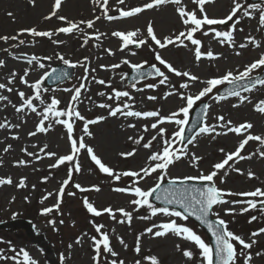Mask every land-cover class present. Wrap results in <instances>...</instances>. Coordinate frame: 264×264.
<instances>
[{"label": "rangeland", "instance_id": "obj_1", "mask_svg": "<svg viewBox=\"0 0 264 264\" xmlns=\"http://www.w3.org/2000/svg\"><path fill=\"white\" fill-rule=\"evenodd\" d=\"M0 1H3L0 3V36L16 35L18 30L22 28L35 27L40 31L47 30L55 32L56 27L67 26L65 21H61L56 17L48 20L44 19V17L48 16L52 10L51 0H35L34 5L23 0ZM76 1L77 0H65L61 9L58 10V15L65 16L68 20L73 22L92 19L94 17V11L90 5H92L93 1L80 0L82 3L79 2L78 5L73 4ZM241 2H245V0H241ZM12 3L16 6L12 5ZM231 6L232 0H215L211 6H207V9L212 15L223 18L229 13ZM192 10H194V8H192ZM8 13H11L12 15L9 16ZM238 15H242V13ZM174 16L177 20V15ZM244 20L246 23L249 22L251 24L250 26L248 25V28L251 29V34L255 35V38L257 39L256 41L261 45L255 49L256 52H262V50H264V29L258 30V13L255 18H244ZM101 22L103 21H96L93 29H87L86 25H81V28H83L89 35L95 32L104 34L101 36L100 40H96L93 36L87 44L84 43L83 33H60L53 35L51 39L44 37L43 40V37H32L25 33L22 37L26 38L27 42L25 41V44L20 45L19 47H13V45L17 44V41L10 40L7 43L0 41V59L6 61V66L0 67V83H7V78L11 74V71L17 70L19 65H22L20 64V60L9 59L7 55L10 54V51L16 53L18 56L22 51L31 54L38 52L37 54H40L44 50H49V52H52L53 54L59 53L63 56H68L74 62L80 61L90 69L94 68L95 72L90 71L89 75L94 77L95 80H104L106 82V84L100 85V89L102 90L105 88V85H108L107 83H110L112 72L110 71L109 66L114 63V60H117L113 59V55L116 57V55L120 53V55L117 56L118 58L125 55L129 56L125 51H120L119 42H116L117 39L111 35L109 29L120 27L119 31H122L123 28H128L130 26L128 23H121L114 26L108 24L105 27V25H100ZM231 23L229 28L227 26L222 28V30H229ZM178 24H180V20L178 21ZM254 24L256 25L255 27ZM242 26L243 22L238 24L235 33H237ZM166 30L167 29H164L161 33ZM246 34L247 33L244 32L241 35L245 36ZM53 40L63 41V43L54 44L52 42ZM29 43L33 44L27 46ZM235 43H239L240 45L242 42L241 40H236ZM215 44L216 51L226 50L227 52V50H229L228 47L222 48V46H225L226 44H220L217 40L215 41ZM5 49L8 51L5 52ZM109 49L111 50V54L108 51ZM186 50L187 48L179 50V52H183L176 53V55L174 54L172 56L173 58L169 56L170 60L181 68L182 71L187 69L193 74L198 75L199 73V75H201V69H194L193 66L186 67L187 63H194L190 52L189 54H186L185 58L184 52ZM234 51H239V48L235 47ZM231 56L232 58L230 60H223V57L220 59L219 64H217L221 68L220 72L228 71V69L239 70V66L247 64L250 60L249 54H246L245 52L240 55L231 54ZM85 57L88 58L87 61L84 60ZM101 65L106 67H101ZM76 72L77 76L75 78V83H78L81 73H85L84 67L77 66ZM18 73L19 71L17 72L15 81L19 76ZM206 76L207 73L205 72L200 79L202 80ZM170 78L174 84L183 83L186 80L184 77L177 76H170ZM89 81H91V79H89L88 82ZM195 85L196 88H198L201 83H196ZM0 92H2V90H0ZM111 94L112 93H109V95ZM103 98H105V95L102 99ZM42 99L44 100L45 97L43 96ZM126 100L127 99H124V101ZM38 101L39 100H36V102ZM158 102L160 103L161 101L155 103ZM103 103L115 106V103H109L106 98L103 100ZM168 103L169 100H167L166 105L164 106L166 110H159L162 115H167L169 110L172 111L178 107L176 101L174 103ZM229 105H232V102H230L229 99L224 102L221 101L220 103L214 104V101L211 103L206 121L208 124L217 125V132L225 131V129L220 126L221 122L216 119L218 116L222 115L224 116L225 121L231 120L233 124L237 125L242 123L241 121L243 120H251L250 114H242L239 112L240 109H232ZM139 110L144 111L143 108H139ZM7 111H9V113L3 115L1 119H3V121L7 120L9 123L11 122V124H13L9 114L14 112V110ZM100 111L101 110H98L95 115L99 116L103 114L102 112L100 113ZM107 112L108 109H105V114H107ZM250 113L253 114L251 111ZM16 119L18 120L17 124H19L20 127L18 129L4 128L7 142L0 144V153L3 158V163L6 166L5 171L0 173V177L11 176L14 181L13 185L0 186V223H3V227H0V249H3V252L1 253L2 256L9 253L13 256L14 253L11 251V248L14 246L17 250L24 248L29 253H32L34 257L33 259L38 261V264H93L92 257L94 255V250L92 248L91 237L94 235L98 236L93 226L95 223L103 224L105 226L102 231L109 232L112 246L119 254V259H123L125 264H135V261L138 259L142 260V264H149V262L143 260L142 257L150 255L158 256L161 264H201L202 258L199 255V250L193 247L190 242H187L174 234H168L166 237L162 238H156L147 233L140 236V234L144 233V230L147 227H150L151 224L167 222L169 219H176L177 223L186 224L187 226L192 227L193 230L197 228L195 224L193 225L190 222L182 221L179 218H169L163 215H157L148 220L139 219L138 217L141 216H150L149 210L141 208L134 211L133 206L129 204V201L134 197L130 194L118 193L113 190L116 187L130 186L132 180L128 177H122L120 181H115L107 174L103 175L102 172L96 168L95 164L92 163L86 150H82L79 155L81 171L77 173L74 168L72 170V178L69 185L65 188V194L62 197L60 210L58 212L54 210L47 216L40 214L44 207H51L56 204L58 189L61 187L62 182L65 179H68L69 168H71L72 165L66 164L55 169L50 168L49 165L55 163V158H50L44 156L43 153H39V148L44 144H47L48 149H46V151H53L58 155L68 154L70 148L66 128L63 125L57 124V126H54L55 130L51 128L48 131V133L52 132L51 135L44 136L45 134L38 133L37 135L41 136L36 138L37 135L34 137L28 135L29 132L35 130V119L30 122L31 124H28L26 118L22 119L16 117ZM28 119L30 120V118ZM121 119L124 121V117L118 115L117 117H108L102 122L91 125V127H89V131L92 133L91 136L84 135L83 130H80L79 132L80 127L75 125V134L78 136L74 137L78 138L84 136L85 143L94 149L102 162L112 167L115 171L122 172L126 170H139V168L145 166L150 152L142 146L134 144L133 141L128 139V137L133 136L135 138L143 135L145 140L142 141V143L146 142L151 136L155 135L156 132L155 130H150L145 133L143 131V126L146 124L150 125L153 123V120L151 118H135L132 120V123L131 120L126 119V125L120 128ZM263 121L264 120L249 121L254 125L251 130L253 134H264ZM78 123L79 122H76V124ZM130 124H135L136 127L131 128L129 127ZM176 130L177 128H168L166 135L171 136ZM16 134L19 135L20 140L12 138ZM240 139H242V137L232 133L227 135H216V133H214L211 136H201V138H197L196 141L188 146V150L190 153H195L203 159L199 162H190V157L182 158L175 165L170 167V176L198 175L201 171L206 174L212 170V166L215 163L221 162L224 159L225 153L235 150ZM13 141L17 142L14 143ZM9 144L12 145V148L7 153L3 152V149ZM33 145H36V147H33ZM24 147H27L28 151L39 153L43 158L41 160H34L28 157L22 152V148ZM160 147V141L157 140L153 142L152 151H156ZM134 148L137 149V154L133 157L125 158L119 155L121 152H128ZM222 148L225 150L224 152L220 151ZM260 148H262V146L259 142L250 141L249 144L245 146V150H242V154L247 156L256 152L257 149ZM20 159L26 161L31 160V163L28 165H17L15 162ZM229 164L231 167L226 166L225 170H222L218 174L215 181L217 185L237 193L250 191L255 187H264V159L260 158L258 155L253 156L251 160L246 159L235 163L230 161ZM235 168H240L245 174L241 175L237 173L234 170ZM249 169L255 173V178L249 179L247 177L246 172ZM224 171H227L228 175L225 176ZM155 175L156 174H153L152 179H146L145 181L140 182L139 186L143 187L145 190L152 187L155 183ZM21 177L27 178L26 188H17L15 186ZM44 177H48V179L44 180ZM220 177H223V183H221ZM76 183H79L85 189H91L93 185H96L100 188V191L88 190L81 192L74 187ZM33 185H35V187H33ZM68 192H74L75 195H67ZM48 193H53V195L49 196L46 200H43L42 203V199ZM13 197H15L14 200L12 199ZM25 197H27V200ZM231 197L236 200L239 198V196ZM85 198L93 203L98 209L112 206L114 209L124 207L128 211H132L133 220L131 224L117 223L112 220L108 214L94 217L84 206L83 201ZM234 207L240 208L239 205H234ZM215 210L216 212H224V210H220L219 208ZM14 213L16 214L15 218L13 217ZM253 215L257 216V220L249 222L250 217ZM229 218V229L236 234L242 235L246 240L250 238V234L253 231L264 227V210H261L259 207L255 210H250L247 213L231 215ZM117 219H120L119 215H117ZM49 220L56 221L55 229H53L48 223ZM61 220L63 221L62 224L60 223ZM27 226L30 229H28ZM34 232L39 235L37 238H31V233ZM197 234L201 235V233ZM137 236H140V254L135 252ZM117 237H122L128 247L124 248V246L119 243ZM77 239H80L79 244L76 243ZM255 239L257 240V244L254 245L251 250L246 251H251L253 254L252 264H264V256H255L257 251L264 252V234ZM8 242H11V244ZM69 244L72 245L71 249L68 247ZM177 245L180 246L179 249L177 248ZM184 249H192L194 251V258L192 260H188L182 255V250ZM61 254L66 258L63 262L61 261ZM108 259H112V257L109 256ZM239 261L238 264H242V262ZM0 264L15 263L13 260L9 261L5 259L0 260Z\"/></svg>", "mask_w": 264, "mask_h": 264}, {"label": "snow or ice", "instance_id": "obj_2", "mask_svg": "<svg viewBox=\"0 0 264 264\" xmlns=\"http://www.w3.org/2000/svg\"><path fill=\"white\" fill-rule=\"evenodd\" d=\"M33 5L35 4V0H29ZM94 3L98 4L102 9L101 15L103 18L108 21H113L120 18L134 17L140 13H143L145 10L159 8L165 4H173L177 5L176 11L179 14V18L182 24L185 26L183 31H180L178 34L174 36H164L162 39L157 37V34L154 30L153 24L150 21L147 25V36L141 37V33L139 29L134 31H113L111 35L113 37H117L121 40V50L128 49L129 46L135 45L137 48L141 46L152 47L149 44V39L154 42L159 49H165L168 46L180 47L183 46L185 48L188 47V44L185 41L190 42L192 46H194V57L196 61H200L202 58H208L210 60H214L217 58V54H215L210 48L207 50L203 49L202 40L197 38V34H201L205 37L212 34L213 39L217 40L220 44H228L229 46H234V32L237 30V25L241 22L243 18H255L258 13V25L260 29H264V4L257 3H246L241 2V0H232V6L230 8L229 13L223 18H213L210 17L206 11L205 5L208 3H214L215 0H192V2L197 6L194 10H188L186 6L182 4V0H146L142 4V6L131 7L129 10H124L123 8L118 9L119 16L109 15V0H93ZM125 0H118V4L123 5ZM62 7V0H54V4L52 6V10L48 16H45L44 19L48 20L53 17L58 18L61 21H65L66 27H59L53 31H40L35 27L31 28H22L19 29L16 35L0 36V41H4L7 43L8 41H17V44L13 45V47H19L20 45H24L25 41L20 39L19 37L25 33L29 34L32 37H47L50 38L53 35L64 33V34H73V33H83L84 43L87 44L90 39L94 38L96 40H100L103 33L95 32L89 35L87 32L81 28V25H86L87 29H93L96 21L101 19V15L95 16L94 19H89L87 21H78L73 22L68 20L67 17L58 15V10ZM242 15H238L241 14ZM11 16V13H8ZM231 23V27L227 31L217 30V26L225 25L227 26ZM242 31V29H241ZM248 41L256 47H260V43L255 40L254 37H247ZM54 44H62L63 41L53 40ZM241 49L247 47L246 44L241 43L239 45ZM5 51H8L5 49ZM111 54V50H108ZM239 55V53H237ZM131 55H136L135 52H131ZM14 59H23L26 63L31 67L35 65L36 67L43 69L45 65L41 63V58L32 55L28 57L26 54L21 56H14ZM56 58L61 60L65 65H68L71 68H76L77 66L84 67L85 75L82 80L88 79L89 72H95V69H90L85 64H82L80 61L75 63L71 62L68 59H65L63 55L57 54ZM46 60H51V56L44 57ZM85 61L88 60L87 57L84 58ZM155 60L159 62V65H162L166 71L161 70V67H158L157 64L153 63L150 65L149 70L146 72L143 70L144 65L147 64V61H143L141 63H132L128 59H124L121 63L129 65L135 72V76L133 77V81L136 80H146L149 77H158L157 83H146L144 84V88L155 89L159 85H166L170 83V76L167 73L174 74L177 77H185L187 78L185 82L180 83L178 88L174 87V92L169 91L165 93V98L171 96L173 94L178 95L183 101L184 104L175 111H172L168 115H162L159 110L153 111H137L134 109V97L127 90H117L115 88L112 89V94L108 96L109 100H115V106L107 103H101L98 105L100 108L108 109L107 117L104 115L96 116L95 119H86L84 115L81 114L80 111L77 110L76 103L79 102L82 95V89L86 90L87 85L83 82L79 84L78 87H74L73 89H65V91H72L73 95L71 96V101L69 104L60 109L58 106L61 101L55 97L51 99V102L47 104L43 111L38 112L37 107L34 104V100H39L41 105H44V100L41 98L42 93L48 91L46 88H42V83L46 77H53L57 80L67 77L68 72H61L59 75L56 74V69H53L51 72H45L43 76H41L34 83L29 84V81L26 77L29 75V68L24 70L22 76L19 77L20 82L30 87L34 95L26 96L24 91H18V96L21 101L19 106L13 105L15 111L17 113H24L25 110H30L32 113L41 117L39 122L36 125L34 131L29 132V136H36L37 133H47L52 127L53 124H60L66 128L67 138L69 140V148L70 151L65 155H58L53 151H46L48 149V145L44 144L39 148V153H43L44 156L55 158V163L49 165L50 168H58L61 165L71 164L72 167L69 168L68 179H65L61 187L58 189L57 193V202L55 205L51 207H44L41 210L42 215H49L54 210L59 211L60 205L62 203V197L65 194V188L69 185V182L72 178V170L74 168L75 172L79 173L81 171V167L79 164V155L82 150H86L91 160L98 166L99 171L107 174L110 178L115 181H120L122 177H128L132 180L130 186L126 187H116L113 190L118 193L130 194L134 198L129 201V204L133 206V210L137 211L141 208H146L150 212V216H141L139 219L148 220L151 217H155L157 215H163L165 217H175L179 218L182 221H186L189 216H194L196 220L200 221L201 224L207 227V230L211 233V236L214 239V245L207 243L201 235L197 234L196 231L193 230L192 227L187 226L183 223H177L176 219H169L167 222H162L159 224L153 223L150 227H147L144 230V233H141L140 236H143L145 233L151 234L153 237L162 238L166 237L169 233L174 234L177 237L182 238L190 242L195 246L196 249H199V255L202 258L201 264H238L239 258L243 257L242 264H252L253 262V254L251 250L254 245L257 244L256 237L264 234V227L259 228L256 231H253L250 234V238L248 240L245 239L242 235L236 234L234 231L229 229V222L225 219L221 218L218 212H215L214 209L218 205L230 204V205H246L245 207H240L239 212L241 214L247 213L250 210H255L258 207L261 210H264V187H255L250 191L243 192H232L231 190H224L217 186L216 178L218 174L225 170L226 166L231 167L229 164L232 162H239L244 160H251L253 156L258 155L260 158L264 159V134H253L251 130L254 125L252 122L245 121L242 123L233 124L231 120L225 121L224 116H218L216 119L221 122L220 126L225 129L223 132H217V125L203 123V126L199 127L200 134H210L216 133V135H227L229 133L235 134L237 136L242 137L239 140L237 147L234 151L225 153V157L221 162L215 163L212 166V170L207 172L206 174L201 171L198 175H177L170 176L169 169L171 166L175 165L182 158L190 157V162H199L203 158L197 156L195 153H190L188 150V145H191L195 140L196 136H193L191 139L184 143V132L185 125L188 124L189 113L193 106L197 101H201L202 98L208 97L212 94V99L219 103L220 101L227 100L229 97H237L239 100V104H234L233 107H239L240 104H243L245 101H248L249 98L247 96L242 95V92H251L253 91L257 85L264 86V78H261L259 75L253 76L252 74L256 70H264V53H261L258 59L252 61L251 63L245 65L243 70H228L225 73L217 76H213L208 78L207 80L201 81L198 75H195L189 71H182L173 66L172 63L168 62L166 59L162 58L160 53L157 51L155 53ZM6 66V61L0 59V67ZM119 64H113L109 67L118 68ZM101 67H106L101 65ZM127 74L121 75V80H124ZM17 77V73L13 71L9 77L7 78V83H0V90H5L8 93L13 91L12 87H9L10 84H13ZM93 79H95L93 77ZM99 84H105L104 80H99ZM196 83H201L204 86L195 94H187L181 89L187 90L191 86H194ZM229 85L224 90L223 94H220L218 91L214 93V89L219 88L221 85ZM131 88L135 89L137 92L143 91L141 88L136 87V83L133 82L131 84ZM99 95L104 96L105 93L101 92ZM122 98H127L126 101L122 100ZM149 100H156V96H149ZM0 101H8L9 97L6 95H0ZM211 105H204V114L205 118L207 117L208 110ZM255 110L264 114V99H261L259 103L255 104ZM182 114V118H181ZM135 117V118H143V119H153L154 122L150 125H144L143 131L147 133L150 130H155L156 134L151 136L146 142L145 137L140 135L139 137L129 136L128 139L133 141L134 144L138 146H142L144 149L149 150L150 155L147 157V162L145 166L139 168V170H126L122 172L115 171L112 167L108 166L104 162H102L101 158L95 153L94 149L85 143L84 136H80L78 138L74 137L75 123L77 120L83 122V132L86 136H91L92 133L89 131V125H95L101 121L106 120L108 117ZM63 117V118H62ZM46 122L47 126H46ZM164 124H175L178 126L177 130L174 131L171 136L166 135L167 129L163 126ZM20 127L19 124H10L7 120L0 122V129L4 128H12L18 129ZM129 127L135 128V124H130ZM13 139H19V135L16 134L12 137ZM159 140L161 147L152 151L153 142ZM250 141L259 142L262 148L257 149L256 152L251 153L249 155L242 154V150H245V146L249 144ZM182 145V146H179ZM36 147V145H33ZM12 148V145H7L3 152L7 153ZM221 152L225 150L220 149ZM22 152H24L28 157L34 160H41L43 157L36 152L28 151L27 147L22 148ZM137 154V149H133L128 152H121L119 155L121 157H133ZM3 161L0 160V164ZM17 165H28L31 163V160H23L20 159L15 162ZM237 173L244 175L245 173L240 168L234 169ZM153 174L155 175V183L152 187L147 188L146 190L143 187H140L139 184L146 179H152ZM224 175H228L227 171H224ZM246 175L249 179L255 178V173L252 170H247ZM44 180H47L48 177H44ZM168 180V186L165 187L163 185L164 180ZM221 183L224 182L223 177H220ZM27 178L21 177L18 183L15 184L17 188H26ZM193 181L204 182L202 186H197L196 183H189ZM14 181L11 176L8 177H0V186L4 185H13ZM35 187V185H33ZM76 189H79L81 192L88 190L100 191V188L96 185H93L91 189L83 188L79 183L74 185ZM155 194V199L157 201H161L164 206L157 207L151 200L150 197ZM53 193H48L43 199L46 200L49 196H52ZM67 195L74 196V192H68ZM227 196H241L247 197L249 199L245 200H236V199H226ZM13 200L15 197L12 198ZM27 200V197H25ZM84 206L94 217H99L103 214H108L109 217L120 224H131L133 220V212L126 210L124 207L113 208L112 206L105 207L102 209H98L93 205V203L89 202L88 199H84ZM170 206H179L177 210L176 207ZM226 214L233 215L237 212L236 207H230L224 210ZM210 214L215 216V219H209ZM15 213L13 217L15 218ZM117 215H119L120 219H117ZM257 220V216L253 215L250 217V221ZM48 223L55 229L56 221L49 220ZM62 224L63 221L61 220ZM95 228V232L98 234L91 237L92 240V248L94 250V255L92 257L93 264H125L123 259H119V254L114 250L111 242V237L109 232L102 231L104 229L103 224H93ZM114 231V230H113ZM140 236H137L135 252L137 254L141 253V243ZM99 237V238H98ZM119 243L127 248V244H125L124 239L122 237H117ZM11 244V242H8ZM76 243H80V239L76 240ZM239 246V247H238ZM69 249L72 248V245H68ZM179 245L177 248L179 249ZM11 251L14 253L11 257H6L0 255V260L12 259L15 264H38V261L33 259L30 253L24 249L20 248L17 250L14 246L11 248ZM3 252V249H0V253ZM182 255L186 257L188 260H192L194 258V251L192 249H184L182 250ZM112 257V259H108V257ZM255 256L260 257L264 256V252L257 251ZM22 258V259H21ZM66 258L63 254H61V261L63 262ZM143 260L148 261L149 264H161L158 256L150 255L143 256ZM135 264H142V260L138 259L135 261Z\"/></svg>", "mask_w": 264, "mask_h": 264}, {"label": "bare ground", "instance_id": "obj_3", "mask_svg": "<svg viewBox=\"0 0 264 264\" xmlns=\"http://www.w3.org/2000/svg\"><path fill=\"white\" fill-rule=\"evenodd\" d=\"M40 3V2H39ZM165 21H168L170 23H173L174 22V17H172L171 14L169 13H162L161 15L158 16V21H157V24L160 25L162 24L163 22ZM172 55V53H170ZM0 160L3 161V158H2V155L0 153ZM5 165L4 163L0 164V173L4 172L5 171ZM1 176V175H0ZM35 236L32 235V238H34Z\"/></svg>", "mask_w": 264, "mask_h": 264}]
</instances>
